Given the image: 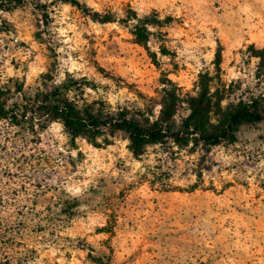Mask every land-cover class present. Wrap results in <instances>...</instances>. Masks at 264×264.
Masks as SVG:
<instances>
[{"label":"rangeland","instance_id":"1","mask_svg":"<svg viewBox=\"0 0 264 264\" xmlns=\"http://www.w3.org/2000/svg\"><path fill=\"white\" fill-rule=\"evenodd\" d=\"M79 1L115 22L62 0H0V114L13 118L0 120V264H264V121L235 142L190 136L137 157L124 132L91 140L21 117L69 80L81 107L143 126L174 98L181 129L202 86L203 133L241 99L264 111V0Z\"/></svg>","mask_w":264,"mask_h":264},{"label":"trees","instance_id":"2","mask_svg":"<svg viewBox=\"0 0 264 264\" xmlns=\"http://www.w3.org/2000/svg\"><path fill=\"white\" fill-rule=\"evenodd\" d=\"M25 1L29 0H11L10 3L21 4ZM62 1L77 7L96 22H115V18L112 15H102L79 0ZM129 20L132 19L130 18ZM139 22L141 23L142 21ZM152 23L160 25L162 22L157 19ZM149 34L150 32L146 30L144 25L138 23L135 27L134 35L140 43H147ZM73 83L72 80H69L48 92L39 90L31 101L30 106L23 107L21 111L22 119H43L47 123L61 122L73 137H86L91 140L107 136L115 137L117 133L124 132L130 140L132 153L137 157L142 155L147 146L166 141L178 144L186 141L190 136H194L195 139H200V141L210 146H218L223 142H235L237 139L236 134L241 126L264 121L261 100L258 98L241 99L229 112L219 132L203 133L198 118L212 104L211 99L208 97L209 89L206 86H202L199 96L190 100L192 113L185 120L181 129L175 131L169 126L170 119L176 108L174 98L168 99L163 103L160 121L150 126H143L128 110L103 115L95 113L94 110L88 107H81L67 96L74 88ZM10 115L11 112H1L0 120L13 119Z\"/></svg>","mask_w":264,"mask_h":264}]
</instances>
